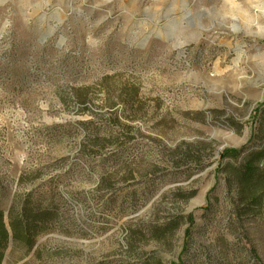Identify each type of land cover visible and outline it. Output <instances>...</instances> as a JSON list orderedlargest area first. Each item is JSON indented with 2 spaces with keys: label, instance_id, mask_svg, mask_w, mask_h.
Instances as JSON below:
<instances>
[{
  "label": "rangeland",
  "instance_id": "rangeland-1",
  "mask_svg": "<svg viewBox=\"0 0 264 264\" xmlns=\"http://www.w3.org/2000/svg\"><path fill=\"white\" fill-rule=\"evenodd\" d=\"M263 109L264 0H0L2 264H264Z\"/></svg>",
  "mask_w": 264,
  "mask_h": 264
},
{
  "label": "trees",
  "instance_id": "trees-1",
  "mask_svg": "<svg viewBox=\"0 0 264 264\" xmlns=\"http://www.w3.org/2000/svg\"><path fill=\"white\" fill-rule=\"evenodd\" d=\"M264 111V109H263ZM263 130L257 129L255 131L256 139L258 144V149L252 151L251 153L242 156V150L237 149H225L220 154V160L232 159L236 166L233 169L228 167L224 170L229 173L228 181L236 182L237 184V199L242 202L245 206L247 205H257L262 198H264V136L260 133ZM229 169V170H228ZM239 204V203H238ZM25 204L23 205V208ZM35 216L32 220L27 214L22 213L21 217L18 219L19 224L23 222L24 232L27 238L25 242L21 240L20 234L14 231L10 232L8 225L5 222V217L3 212H0V264L3 263L5 252L8 246L13 241H19L23 243L28 251H31L35 245V239L41 234L42 226L39 223H43L41 217H39L38 212L41 214L39 208L34 209ZM52 210H45L44 216H51ZM42 215V214H41ZM187 222L192 225L193 218L188 216ZM12 230V227H11ZM170 225L165 227L161 232H169Z\"/></svg>",
  "mask_w": 264,
  "mask_h": 264
},
{
  "label": "crops",
  "instance_id": "crops-1",
  "mask_svg": "<svg viewBox=\"0 0 264 264\" xmlns=\"http://www.w3.org/2000/svg\"><path fill=\"white\" fill-rule=\"evenodd\" d=\"M172 1V0H171Z\"/></svg>",
  "mask_w": 264,
  "mask_h": 264
}]
</instances>
